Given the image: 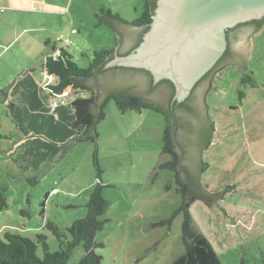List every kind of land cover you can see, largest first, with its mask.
<instances>
[{
    "label": "rangeland",
    "instance_id": "1",
    "mask_svg": "<svg viewBox=\"0 0 264 264\" xmlns=\"http://www.w3.org/2000/svg\"><path fill=\"white\" fill-rule=\"evenodd\" d=\"M35 3L56 14L35 17L24 13L20 25L30 31L17 42L11 41L12 34L0 37V187L8 197V208L0 212V239L6 232L35 242L38 235H45L49 251L56 253L59 242L47 223L65 231L84 220L91 195L102 182L106 186L103 197L110 207L100 218L106 224L96 236L104 244L96 250L101 264H172L184 252V215L170 223L182 198L173 173L160 169L166 161L162 156L164 115L149 109L123 114L112 99L105 121L96 127V143H68L67 150L59 154L43 150L44 156L35 155L30 152L27 140L33 136L20 107L25 102L11 84L23 71L33 69L40 86L53 83L54 78L41 72L46 59L56 52L54 46L46 47L48 39L57 50L65 47L80 68H88L95 53L117 42L110 26L97 27L95 14L105 8L131 23L141 17L145 0ZM252 50L247 74L255 87L241 86L244 70L231 66L212 79L205 95L206 114L215 132L211 148L202 155L210 168L201 183L222 193L223 200L211 208L198 201L190 213L223 264H264V28L253 40ZM240 89L245 92L244 101ZM79 95L68 91L54 96L46 109L53 112ZM170 184L173 188L168 190ZM43 255L40 245L38 256ZM83 256L80 246L70 264H78Z\"/></svg>",
    "mask_w": 264,
    "mask_h": 264
},
{
    "label": "trees",
    "instance_id": "2",
    "mask_svg": "<svg viewBox=\"0 0 264 264\" xmlns=\"http://www.w3.org/2000/svg\"><path fill=\"white\" fill-rule=\"evenodd\" d=\"M156 4L157 0H145L141 17L131 23L124 21L118 15H113L111 10L105 8L95 14V18L99 20L97 27L108 22L117 36V42L113 48L95 53L88 68H80L65 47L57 50L51 40H46V47L54 46L56 50L54 55L57 58L54 60V55L49 56L42 66L41 72L47 77L54 78L53 83L45 88L43 87L44 90L42 91L40 88L42 86H40L41 84L36 77V70H26L11 84L19 92V98L26 100L25 104L20 107L24 109L23 119L28 124L31 136H33L29 137L27 142H29L30 152L40 156L46 154L42 152L43 150L44 152H52L54 155L59 154L60 151H66L68 143L70 145L83 142L96 143L98 140L96 127L105 121L106 109L112 99L115 100L117 108L123 114L128 111L141 113L144 109L163 114L166 128L163 137L162 156L166 157V161L161 164L160 169L173 173V181L178 185L177 193L182 198V205L173 215L170 223L177 215L181 213L184 215L182 228L184 252L172 264H223L212 242L196 227L190 213L192 205L198 201L211 208L223 200L222 193L213 192L201 183L202 175L210 168L209 164L204 163L202 155L204 151L209 150L212 146L215 132L214 123L209 119L210 126H205L207 131L205 130V137L202 140L204 142L200 146L201 156L197 155L195 176V172L189 166L190 147L186 143L185 134L188 120L184 122L181 115H176V110H168L164 105H157L148 101L142 95L133 94L132 90L136 89L137 86H133L126 92L116 93V91H110L106 92L105 97L101 95L102 77L118 79L128 77L131 74L135 75L136 81L140 80V83L147 78L145 74L149 73L144 70L123 67L105 69V66L114 59L116 48L123 41L121 29L127 28V30L139 32V40L134 48L141 43L144 34L153 22ZM261 23V20L252 21L241 26H258ZM59 41L63 42V40ZM66 44L68 43L66 42ZM221 63L222 61L219 62L217 67ZM243 73L241 86L250 85L255 87L256 82L253 77L249 76L247 71H243ZM138 75H141V77ZM68 91H73L78 95L84 93L86 96L81 97L79 95L67 106H59L53 112L46 109L44 104L46 101L42 100L45 96L48 95L51 98L63 96ZM239 95L241 101H244V90L240 89ZM186 103L177 106L183 108ZM191 115L189 114L188 117L190 118ZM54 116H57V118ZM23 128L25 130L26 126ZM196 131H191L190 138L192 140L196 137ZM95 164L99 169L96 159ZM100 176L101 171L99 170ZM34 183L36 184L37 181ZM105 188L106 186L102 182L96 186L87 204L88 215L84 220L75 222L65 231H62L53 222L47 223V229L59 242V251L56 253L49 251L45 235H38L35 242L19 234L6 232L4 238L0 239V264H70L75 250L80 246H83L84 256L78 264H101L102 257L96 253V250L102 249L104 244L99 243L96 236L98 232L104 229L106 224L100 218L108 212L110 207V203L103 197ZM172 188L173 185L170 184L167 189ZM7 208V190L0 187V212ZM40 245L44 253L42 258L38 256Z\"/></svg>",
    "mask_w": 264,
    "mask_h": 264
},
{
    "label": "water",
    "instance_id": "3",
    "mask_svg": "<svg viewBox=\"0 0 264 264\" xmlns=\"http://www.w3.org/2000/svg\"><path fill=\"white\" fill-rule=\"evenodd\" d=\"M262 19L264 0H157L153 22L141 43L129 54H116L114 59L106 64L105 69L123 67L144 70L157 82H172L177 87L178 98L183 101L226 52L227 31ZM104 25L109 26L108 22ZM121 30L127 40L125 34L130 30ZM262 30L257 34H254V31L242 34L237 44L235 43L239 48V56L228 60L223 68L219 67L220 69L200 85L197 95L201 100L204 115H196L203 117L204 126V118L207 117L205 95L212 79L224 68L231 66H240L244 71H248L253 54V40ZM124 45L126 50L131 46L127 42ZM130 75L118 79L102 77L101 95L105 97L110 91L126 92L137 86L132 93L146 96L147 94L142 93L145 87L140 84V80L136 81L135 75ZM148 99L155 100L156 96H148ZM193 118L191 115L188 119L185 135L186 143L190 147L189 166L195 172L197 155L202 152V140H199L200 135L196 136L199 139L195 141L190 138L191 131H194ZM194 175L196 176V172Z\"/></svg>",
    "mask_w": 264,
    "mask_h": 264
},
{
    "label": "flooded vegetation",
    "instance_id": "4",
    "mask_svg": "<svg viewBox=\"0 0 264 264\" xmlns=\"http://www.w3.org/2000/svg\"><path fill=\"white\" fill-rule=\"evenodd\" d=\"M261 22L262 23L258 26L257 25H250V26L240 25L231 31L228 30L227 32L228 48L226 52L221 57V59L217 62V64L206 75H204L200 79V81L195 85V87H193V89L191 90V92L189 93V95L186 97L185 100L180 101V99L177 96V93H178L177 87L172 82L168 80H161L157 82L154 80V78L151 76L150 73L145 74L147 78L143 79L142 83H140L143 87H145V90L142 91V93L147 94L146 96L145 95H142V96L152 103H156L157 105H164L168 110H171V109L174 111L176 110V115L177 116L181 115L184 122H187V120L189 119L188 115L192 114L194 116L193 128L195 131L197 129L196 136L200 135V139L198 137H195L193 140L195 141V139L197 138L199 140H203V137H205V134H204L205 130L207 131V129L205 128L207 126H210V122H209L208 115H207V117L204 118L205 126H206L205 127L204 123L202 124L203 117L197 116L198 114H201L202 116L204 115L203 110H202V105H201L202 103H201L199 96L197 95V91L200 85L206 79H208L210 75H213L218 69L223 68L224 64L227 63L228 60L235 59L236 57L239 56V53H240L239 48L236 45L238 39L240 38L242 34L245 35V33H248V32L253 33L254 31L255 32L254 34H257L260 30L264 28V19H262ZM121 33H122V30H121ZM125 35H126L127 40L124 39V35H123L122 37L123 41L116 48L115 55L119 54L123 56L126 53L129 54L135 49L134 46L139 40V32L130 30V31H127ZM126 42L128 44L129 43L131 44L130 48H127V50L125 48L126 45H124ZM220 61H222V63L220 64L219 66L220 68H219L217 66ZM212 71L213 73L210 74V72ZM151 95L152 96L155 95L156 99L155 100L148 99V96L150 97ZM182 103H186V106H184L183 108H180L177 106L178 104H182ZM203 142L204 141H202V144Z\"/></svg>",
    "mask_w": 264,
    "mask_h": 264
},
{
    "label": "crops",
    "instance_id": "5",
    "mask_svg": "<svg viewBox=\"0 0 264 264\" xmlns=\"http://www.w3.org/2000/svg\"><path fill=\"white\" fill-rule=\"evenodd\" d=\"M44 5L45 4H43V6ZM24 13L29 15L32 14L35 17L37 14L43 16L56 14L53 11L44 8L39 9L35 0H0V37H5L6 34H12L11 41L17 42L20 37H23L28 31H30L28 28L22 27V24L20 25V17ZM42 75H44V73ZM37 79L40 80L38 77ZM50 98L51 97H48L47 95L42 99L46 101L44 102L46 106H48ZM23 101L25 102L26 100L23 99Z\"/></svg>",
    "mask_w": 264,
    "mask_h": 264
},
{
    "label": "built area",
    "instance_id": "6",
    "mask_svg": "<svg viewBox=\"0 0 264 264\" xmlns=\"http://www.w3.org/2000/svg\"><path fill=\"white\" fill-rule=\"evenodd\" d=\"M56 58H57V56H56V55H54L53 59H54V60H56Z\"/></svg>",
    "mask_w": 264,
    "mask_h": 264
},
{
    "label": "clouds",
    "instance_id": "7",
    "mask_svg": "<svg viewBox=\"0 0 264 264\" xmlns=\"http://www.w3.org/2000/svg\"><path fill=\"white\" fill-rule=\"evenodd\" d=\"M46 78H51V77H47V76H46Z\"/></svg>",
    "mask_w": 264,
    "mask_h": 264
}]
</instances>
